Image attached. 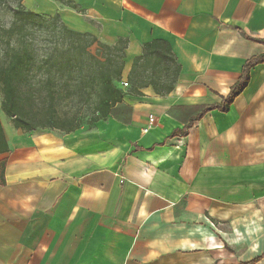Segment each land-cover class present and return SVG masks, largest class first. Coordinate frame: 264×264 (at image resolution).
<instances>
[{"label":"crops","instance_id":"obj_1","mask_svg":"<svg viewBox=\"0 0 264 264\" xmlns=\"http://www.w3.org/2000/svg\"><path fill=\"white\" fill-rule=\"evenodd\" d=\"M59 1L33 4L126 39L128 75L146 55L178 76L168 92L130 77L127 124L26 132L0 115V264H264V63L227 111L191 121L264 54V0Z\"/></svg>","mask_w":264,"mask_h":264},{"label":"trees","instance_id":"obj_2","mask_svg":"<svg viewBox=\"0 0 264 264\" xmlns=\"http://www.w3.org/2000/svg\"><path fill=\"white\" fill-rule=\"evenodd\" d=\"M18 1V7L12 11L11 25H15L18 21L21 22V27H24L28 19L39 17L41 13L25 10L20 3L21 0ZM60 1L64 2V0ZM65 4H70L69 0H66ZM72 7L76 8L75 5ZM49 17L48 22L53 25L52 34L56 40L55 43L45 48L36 67L46 76L44 80L45 103L34 110L33 106L37 100L35 91L30 90L24 95L21 87L22 79L31 72L34 50L6 51L3 54L4 61L0 65L1 112L12 119L13 127L26 132L35 129H54L65 133L74 131L85 121L80 119L78 112L71 115L58 112L56 105L60 93L57 88L62 86L66 97L69 95L72 99L80 96L79 100L82 99L90 105V116L86 123L93 124L96 121L105 120L108 116L125 124L129 123L132 108L123 102L126 93L118 85L124 69V50L127 40L119 38L112 45L99 43L94 35L67 26L58 12ZM94 42L99 44L97 54L86 50ZM259 63H264V54L247 60L238 80L231 86L227 95L222 97L219 103L197 107L199 112L191 121L199 119L213 109L227 111L235 97L247 86L250 69ZM156 70H158L157 73H155ZM163 72L166 76L162 75ZM130 74H135L133 86L136 85L140 76L146 74L148 78L146 84H152L153 87L161 84V88H165L167 92L172 90L178 76L176 70L165 67L159 59L146 55L133 59ZM28 86L31 89L36 88L31 82H28ZM87 88L88 92H86ZM186 128L180 130L179 133L184 135ZM7 150L8 146L0 122V153ZM4 169L5 160L2 159L0 160V184H4ZM255 261L241 264H253Z\"/></svg>","mask_w":264,"mask_h":264},{"label":"rangeland","instance_id":"obj_3","mask_svg":"<svg viewBox=\"0 0 264 264\" xmlns=\"http://www.w3.org/2000/svg\"><path fill=\"white\" fill-rule=\"evenodd\" d=\"M57 1V0H56ZM33 2L35 0H21V5H23L25 10H30L34 12H39V9H36L34 7ZM61 2V1H59ZM18 0H0V65L4 61V52H12V51H21L23 49L28 50H34V59H33V66L31 69V72L29 74H26V77L22 79L21 87L22 91L24 92V95L28 93V91L32 90L35 91V97H36V104L33 106L34 110L39 108L44 101V93L46 92V89L44 87V80H45V74H43L42 71L38 70L36 67L38 66V63L40 61L41 55L43 51H45V48L55 43L52 30L53 25H51L48 22L49 16L53 13L48 12H42L39 17H33L28 19V22H26L24 27H21V22H18L15 25H11V15L13 9L18 7ZM61 4H65L62 3ZM66 5V4H65ZM68 5V4H67ZM61 20L66 24L69 25L71 22L69 18L66 17V19L62 16H60ZM86 19V18H85ZM59 23V21H56ZM67 25V24H66ZM13 26V27H11ZM68 26V25H67ZM61 41V40H60ZM99 41V40H98ZM99 43H101L99 41ZM98 42L91 43L86 50L90 53L97 54V49L99 48ZM101 51V49H100ZM140 70L138 69V72ZM158 70L155 71L157 73ZM146 74H143L138 79L140 82L138 84H142L147 78L145 76ZM162 75L166 76V73L163 72ZM130 77L132 82H135V74L128 75L126 73V68L124 67L122 72V78L119 82V86L123 90L130 89L131 83H130ZM137 80V81H138ZM31 82L34 84L36 88L31 89L28 86V82ZM123 82L127 83V86H123ZM57 91L60 93V98L58 99V103L56 105V108L59 113L61 114H68L71 115L75 112H78V115L80 119L82 118V121H85L82 126H90L91 124L86 123L90 116V105L80 99V96H75L71 99V97L68 95L66 97V92L64 88L61 86V88H57ZM89 89L87 88L86 92H88ZM2 101V92H1V84H0V104ZM0 115L3 117L4 121L7 124L12 125V119L8 116H5L0 109Z\"/></svg>","mask_w":264,"mask_h":264},{"label":"built area","instance_id":"obj_4","mask_svg":"<svg viewBox=\"0 0 264 264\" xmlns=\"http://www.w3.org/2000/svg\"><path fill=\"white\" fill-rule=\"evenodd\" d=\"M122 84H123V86H127L126 82H123ZM153 123H154V117L150 115L148 117L147 124L142 129V132L146 133L150 129V127L153 125Z\"/></svg>","mask_w":264,"mask_h":264}]
</instances>
